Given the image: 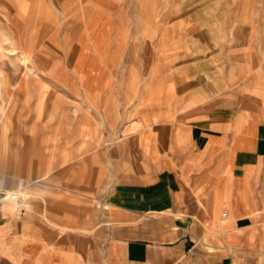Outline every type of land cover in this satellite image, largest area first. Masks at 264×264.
<instances>
[{
  "label": "rangeland",
  "instance_id": "374dc122",
  "mask_svg": "<svg viewBox=\"0 0 264 264\" xmlns=\"http://www.w3.org/2000/svg\"><path fill=\"white\" fill-rule=\"evenodd\" d=\"M94 3L98 43L81 25L66 47L65 0H0V179L9 189H42L25 202L32 219L86 252L101 249L108 225L126 214L110 201L114 192L163 170L189 190L186 130L248 101L264 108V0ZM27 44L34 50L21 49ZM80 51L95 108L71 73ZM36 54L46 68L32 65ZM166 68L200 84L170 89L159 77Z\"/></svg>",
  "mask_w": 264,
  "mask_h": 264
},
{
  "label": "crops",
  "instance_id": "0c3cea01",
  "mask_svg": "<svg viewBox=\"0 0 264 264\" xmlns=\"http://www.w3.org/2000/svg\"><path fill=\"white\" fill-rule=\"evenodd\" d=\"M96 11L94 0H65L66 47H72L73 29L81 25L92 43H98ZM21 49L34 47L27 44ZM48 62L36 54L32 65L46 68ZM88 68L86 54L80 51L71 73L80 81L89 107L95 108L97 97L91 96L86 83ZM167 72L163 69L157 76L171 81L170 89L184 92L200 84L187 81L186 70L178 76ZM47 74L43 71L42 77ZM38 104L41 107L42 101ZM161 130L157 149L164 142ZM185 135L194 162L185 165L189 190L178 173L163 170L150 184L114 192L110 201L126 214L108 225L99 250L74 247L68 237L32 219L25 202L42 189L27 192L21 182L9 189L0 179V264H264V108L245 102L225 120L191 126ZM146 136L139 137L140 143ZM169 142L171 147V135ZM138 215L140 221L134 220ZM210 236L215 238L212 243Z\"/></svg>",
  "mask_w": 264,
  "mask_h": 264
},
{
  "label": "bare ground",
  "instance_id": "6f19581e",
  "mask_svg": "<svg viewBox=\"0 0 264 264\" xmlns=\"http://www.w3.org/2000/svg\"><path fill=\"white\" fill-rule=\"evenodd\" d=\"M3 198L4 199H7V198H9V196L8 195H4Z\"/></svg>",
  "mask_w": 264,
  "mask_h": 264
},
{
  "label": "built area",
  "instance_id": "2783aa9c",
  "mask_svg": "<svg viewBox=\"0 0 264 264\" xmlns=\"http://www.w3.org/2000/svg\"><path fill=\"white\" fill-rule=\"evenodd\" d=\"M2 192H0V194H1ZM2 196H3V194H2Z\"/></svg>",
  "mask_w": 264,
  "mask_h": 264
}]
</instances>
